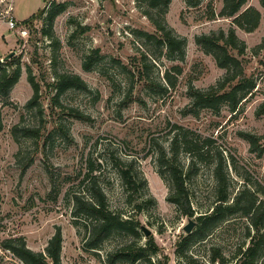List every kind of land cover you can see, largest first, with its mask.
I'll return each mask as SVG.
<instances>
[{
  "label": "rangeland",
  "instance_id": "rangeland-1",
  "mask_svg": "<svg viewBox=\"0 0 264 264\" xmlns=\"http://www.w3.org/2000/svg\"><path fill=\"white\" fill-rule=\"evenodd\" d=\"M57 4H65L63 12L45 35L44 20ZM249 7L259 12L260 20L254 31L246 33L233 23L234 17L220 15L223 0H199L195 7L171 0L164 23L185 39V54L182 60H170L164 47L143 36L158 33L140 0H0V60L14 52L5 62L13 59L20 68L8 97H0V244L21 238L27 248L45 254L59 230L61 264H107L109 252L133 239L116 233L99 250H86L85 227L90 219L74 216L72 194H88L90 180L81 183L88 175L104 193L111 212L132 216L151 231L161 251L151 257L153 262L184 264L175 249L186 235L187 217L166 200L174 191L173 182L167 173L160 176L157 155L162 148L167 152L174 134L187 135L198 147L211 140L204 144L201 159L189 156L181 140L177 145L174 165L184 173L189 170L185 187L196 222L193 231L198 216L215 205L219 156L222 189L229 202L244 189L264 200V6L261 0H246L240 12ZM40 10L42 15L29 25H18L27 28L24 37L18 27L8 28L10 18L21 24ZM231 29L244 45L242 53L229 52L240 61L254 89L233 113L227 106L217 113L196 111L190 89L207 90L226 72L195 44V37L220 32L226 36ZM89 57L94 63L86 71L83 63ZM28 71L39 86L38 104L32 108L26 107L33 95ZM56 74L78 75L87 91L70 89L55 97L51 84ZM70 108L84 119L70 116ZM15 125L37 129L39 135H18L14 140ZM245 134L257 137L255 153ZM118 166L129 168L137 182L144 180V187L127 190ZM247 228L251 229L248 219L232 215L187 254L197 264H218L210 261L211 248H218L227 264H234L238 249L248 243ZM139 232L137 243L142 245L146 238ZM0 264L23 263L0 249ZM256 264H264V258Z\"/></svg>",
  "mask_w": 264,
  "mask_h": 264
},
{
  "label": "trees",
  "instance_id": "trees-1",
  "mask_svg": "<svg viewBox=\"0 0 264 264\" xmlns=\"http://www.w3.org/2000/svg\"><path fill=\"white\" fill-rule=\"evenodd\" d=\"M140 1L146 5L148 10L144 14L158 33L157 37L147 33H144L143 36L148 40H153L161 48L164 47L165 55L168 59L182 60L185 54V39L176 36L171 29H168L163 18L171 0ZM183 1L189 7H195L199 2V0ZM245 3L246 0H223V8L220 15L227 18L234 17L233 23L246 33H250L257 28L260 15L256 9L251 7L240 12ZM261 3L264 6V0H261ZM64 6L65 4L54 5L48 12L44 20L47 30H42L45 35L51 30L54 18L63 12ZM42 13L43 11L40 10L37 15H32L17 25L27 26L31 20L38 16L40 17ZM195 44L204 53L211 55L216 65L224 69L226 73L218 84L211 86L207 90L190 89L193 108L196 111L207 109L217 113L222 106H227L232 113L235 112L241 101L254 89L253 81L245 78L240 67V61L229 52L232 49H237L238 53H242L244 43L237 39L235 32L231 29L226 36L222 32L218 35L196 36ZM93 63L89 57L83 63V68L89 71ZM19 76L20 68L13 59L3 63L0 62V97L4 99L8 97ZM27 80L32 87L33 95L26 103V107L32 108L38 104L39 86L34 81L30 71H28ZM51 85L55 90V97H59L70 89L78 91H87L88 89L86 83L78 75L74 74H56ZM67 111L75 119H84V115L75 109L70 108ZM1 130L2 125L0 121ZM60 131L65 133L62 128H60ZM11 134L13 139L17 140L18 135L37 137L39 130L15 125L11 129ZM243 137L249 142L250 151L255 153L257 149V137L250 134H245ZM180 140L182 141L184 151L189 156L196 155L194 156L196 158H202V154L206 153V151L202 152L204 144L208 146L211 140L205 139L203 146L198 147L187 140V135L174 134L167 152L163 148L157 152L160 176L163 177L167 173L173 182L174 191L167 197V202L173 204L185 217L191 218L193 216V209L191 208L190 196L185 187V175L189 174V170L184 173L174 165L177 162V145ZM261 154L262 152L260 151L257 155ZM31 161L32 158L27 160L25 168L30 165ZM221 167L222 157L219 156L215 167L219 187L214 207L210 212L198 216L196 230H192L190 234L184 235L176 244V254L184 264H197L198 261L193 256L187 254L190 247L194 243H198L209 237L211 232L221 223L237 213L248 219L251 229L247 228L248 243L246 247L238 249L237 255L234 256V264H256L259 257L264 258V200H259L254 191L244 189L238 191L232 201L229 202L227 194L222 189L223 176ZM118 175L127 190L131 189V187L137 190L140 186L143 188L145 185L144 180L137 182V177L131 173L129 168L118 166ZM87 181H89L90 185L87 195L72 194L74 216L79 217L82 215L90 219V224H86L88 226L85 227L87 237L84 247L86 250H99L100 245L110 236L116 233H124L131 237L133 241L126 242L121 247L109 252L106 258L107 264H137L144 262L146 264H159L160 261L157 260L156 263L151 260L152 256H156L161 252L153 237L149 235L142 245L138 244L137 242L141 237L138 220H135L132 216L122 217L120 214L111 212L108 209L106 197L100 187L97 186L94 178H89L86 175L81 183L84 184ZM146 201L151 203L153 200L148 199ZM135 209L137 213H140L141 206L138 205ZM61 240L60 231L57 230L49 240L45 254L30 250L21 238L2 241L0 249L8 250L23 264H61ZM210 261L218 264H227L228 262L223 258L218 248H211ZM163 264L166 263L164 262Z\"/></svg>",
  "mask_w": 264,
  "mask_h": 264
},
{
  "label": "water",
  "instance_id": "water-1",
  "mask_svg": "<svg viewBox=\"0 0 264 264\" xmlns=\"http://www.w3.org/2000/svg\"><path fill=\"white\" fill-rule=\"evenodd\" d=\"M13 55L14 52H10L2 60H0V62H5L6 60L10 59ZM195 224L196 223L192 220V218H187V224L183 227V231L186 235L192 232L195 227ZM140 229L143 232L145 238L152 234L151 231L143 225L140 226Z\"/></svg>",
  "mask_w": 264,
  "mask_h": 264
},
{
  "label": "built area",
  "instance_id": "built-area-1",
  "mask_svg": "<svg viewBox=\"0 0 264 264\" xmlns=\"http://www.w3.org/2000/svg\"><path fill=\"white\" fill-rule=\"evenodd\" d=\"M7 26H8L9 29H16L18 27V31L17 32H18V34L21 37H24L27 34V28H25L23 26H18L17 23L12 18H10L7 21Z\"/></svg>",
  "mask_w": 264,
  "mask_h": 264
}]
</instances>
